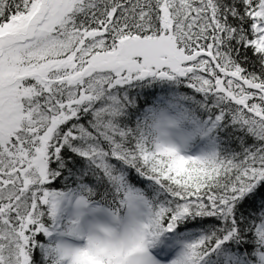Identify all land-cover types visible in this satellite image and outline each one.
Instances as JSON below:
<instances>
[{"label": "snow or ice", "instance_id": "obj_1", "mask_svg": "<svg viewBox=\"0 0 264 264\" xmlns=\"http://www.w3.org/2000/svg\"><path fill=\"white\" fill-rule=\"evenodd\" d=\"M0 264H264V0H0Z\"/></svg>", "mask_w": 264, "mask_h": 264}]
</instances>
